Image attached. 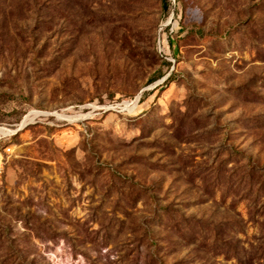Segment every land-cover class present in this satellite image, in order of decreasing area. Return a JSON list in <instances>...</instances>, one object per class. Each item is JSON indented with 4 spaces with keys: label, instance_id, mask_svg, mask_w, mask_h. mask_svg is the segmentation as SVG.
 Masks as SVG:
<instances>
[{
    "label": "rangeland",
    "instance_id": "rangeland-1",
    "mask_svg": "<svg viewBox=\"0 0 264 264\" xmlns=\"http://www.w3.org/2000/svg\"><path fill=\"white\" fill-rule=\"evenodd\" d=\"M166 2L0 0V264H264V0Z\"/></svg>",
    "mask_w": 264,
    "mask_h": 264
},
{
    "label": "built area",
    "instance_id": "built-area-1",
    "mask_svg": "<svg viewBox=\"0 0 264 264\" xmlns=\"http://www.w3.org/2000/svg\"><path fill=\"white\" fill-rule=\"evenodd\" d=\"M11 147L9 145L6 146H0V177L3 172L4 163L11 155Z\"/></svg>",
    "mask_w": 264,
    "mask_h": 264
},
{
    "label": "trees",
    "instance_id": "trees-1",
    "mask_svg": "<svg viewBox=\"0 0 264 264\" xmlns=\"http://www.w3.org/2000/svg\"><path fill=\"white\" fill-rule=\"evenodd\" d=\"M162 2H163V5H165V6L167 5L166 0H162ZM166 65H168V63H166ZM162 75H164V74H162ZM162 75H159V76H157V77L151 78V79L149 80V83L152 82V81H154L155 79L161 77ZM166 81H171V74L166 78ZM143 99H144V96H143L140 100H143Z\"/></svg>",
    "mask_w": 264,
    "mask_h": 264
}]
</instances>
